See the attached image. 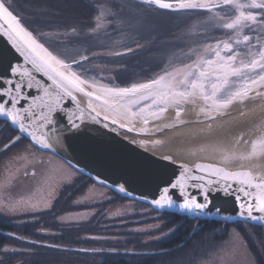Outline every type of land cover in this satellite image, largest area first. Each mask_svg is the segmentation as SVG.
I'll use <instances>...</instances> for the list:
<instances>
[{"label": "snow or ice", "instance_id": "1", "mask_svg": "<svg viewBox=\"0 0 264 264\" xmlns=\"http://www.w3.org/2000/svg\"><path fill=\"white\" fill-rule=\"evenodd\" d=\"M143 2L155 5L158 9L173 11L231 9L235 13L234 16L227 22L220 23V28L232 35L227 41L217 40L214 45H205L202 50L192 52L196 59L182 67L166 70L163 74L145 82L131 83L125 87H109L99 84L95 78L88 75V69L83 67L89 62L87 55L80 54L79 51L70 55L60 50L56 42H51L50 46L46 47L41 40L47 34H34V30H30L22 22L24 18L16 13L12 0H0V33L8 38L16 51L24 57L25 63L31 65L32 70L43 73L51 81V84L42 83L29 68L19 64L10 65V76L5 79L0 75V116L15 124L19 132L27 133L30 140L39 147L51 149L53 140L59 144L67 139L61 135L52 136V126L57 123L56 115L63 112L67 117L66 130L74 133L79 130L80 122L85 118V111L92 119L100 116L93 107V101H98L117 112L119 108H124L126 113L120 114L131 117L146 113L143 123L147 126L149 116L154 120H160L169 107L175 109L178 124L187 123L180 119L184 111L182 105L185 103L199 101L200 113L205 119L215 121L218 117L227 116L234 104L244 103L252 93L255 97L264 98V91H261L264 89V0H251L248 4L240 3L239 0H143ZM96 11L98 15L95 18V27L91 29L92 32L103 26L102 21L106 20L109 13L107 7L97 8ZM112 15L117 16L119 13ZM213 19H217V16H213ZM219 19L224 20L223 17ZM245 29L256 34L246 35ZM65 35L70 42L73 38H79L75 28L70 30V34ZM53 44L56 46L53 47ZM241 45L247 50L244 56L239 51ZM254 48L255 52H253ZM127 51L132 50L127 49ZM77 56L79 59L76 58ZM76 69L82 71L78 72ZM33 88L42 95L31 96L27 90ZM88 88L92 90L89 91ZM77 93H83L89 98L86 109L79 107ZM65 97L70 103L75 102L78 113L63 104ZM25 102H28L27 107H24ZM133 106L137 107V111L132 110ZM92 113L95 115L93 116ZM103 120L108 121L109 116H103ZM111 123L117 124L119 121L112 119ZM119 126L141 134L149 132L147 127L137 130L123 123ZM176 126V124H166L163 127ZM156 131H163V128L156 126ZM20 139V136L14 137L9 144L4 145L5 149L14 146ZM257 145L261 146L260 152L257 151ZM258 155L264 156V135L252 141L249 153H232L231 157L224 155L222 160L227 164L230 158L250 160ZM164 159L170 160L171 157L165 156ZM182 167L185 172H192L193 175L186 177L182 172L175 182L169 181V186L163 188L160 198L152 201L158 208L173 207L176 201L169 192L178 190L183 199L179 207L203 213L210 203V192L215 190L233 195L237 200L242 201L241 216L247 215L248 219L264 221V215H253L254 212L264 214V174H254L250 169L230 170L227 167L205 163L196 164L194 169H188L185 165ZM22 175L28 177L29 173L24 171ZM31 175L35 176L36 172L32 171ZM14 176L15 174H12L11 178ZM187 180L191 183H186ZM45 183L48 184L49 180H45ZM188 187L198 189L203 202L189 192ZM119 190L126 192L123 186ZM53 192L54 188L48 192L49 199L44 202L45 207L51 206L49 201ZM61 219L66 218L61 217Z\"/></svg>", "mask_w": 264, "mask_h": 264}, {"label": "water", "instance_id": "2", "mask_svg": "<svg viewBox=\"0 0 264 264\" xmlns=\"http://www.w3.org/2000/svg\"><path fill=\"white\" fill-rule=\"evenodd\" d=\"M131 1L147 4L143 0ZM242 1L239 0L240 3ZM244 1L248 3V0ZM147 5L157 8L155 5ZM198 10L209 12V10L204 9L182 11ZM216 10L218 9H212L211 11L214 12ZM163 11L176 12L173 10ZM244 33L246 32L244 31ZM227 40H229V37L221 41ZM215 43L210 42L206 45H214ZM204 46L201 45L195 51L202 50ZM239 49L242 50V53L245 51L242 46ZM130 52L124 50L120 51V54ZM189 63H191V60L182 62L179 66L174 65V67L179 68ZM17 64L33 71L36 79L42 83L51 84V81L43 73L32 70L31 65L25 63L24 57L16 51L8 38L3 33H0V75L7 79L10 76V65L15 66ZM172 68L173 65L167 71H171ZM160 74L158 73V75ZM88 90L91 91L92 89L88 88ZM27 91L30 92L31 96L42 95L35 88ZM76 97L79 107L86 109L89 98L83 93H77ZM63 104L78 113L75 102L70 103L67 97H65ZM27 106L28 102H25L24 107ZM93 107L96 109V112L100 113V116L92 119L89 113L85 111V118L80 122L79 130L74 133L73 131L66 130L67 117L65 114L61 112L56 115L57 123L52 126V136L61 135L67 137V139L59 144L53 140V147L51 149L39 147L30 140L27 133L19 132L15 124H11L3 116H0V119L8 122L18 132V136L27 138L36 148L58 156L62 160H65L73 169L78 170L95 182L114 190L117 194L128 199L143 202L158 210L175 212L183 216L187 215L193 219H214L226 222L244 220L256 225H264V221L248 219L247 215L241 216L240 212L243 209L240 205L242 201L223 191L213 190L210 192V203L203 213H198L195 210L188 211L179 207L183 203V199L178 190H170L169 192L172 199L176 201L173 207L161 209L152 203L154 199L160 198L163 188L169 186V181L175 182V179L182 172L185 173L186 177L193 175L192 172H185L182 165L187 166L188 169H194L195 165L199 163L215 164L220 167H227L230 170L250 169L254 174H264V156L258 155L250 160L230 158V162L227 164L222 160L224 155L231 157L232 153H249L252 141L264 135V102L256 106H246L240 112H229L227 116L221 117V120L214 122L205 119V117L187 118L185 112L188 106L185 103L182 105L184 111L180 119L187 123L178 124L177 121L175 123H168L169 121L156 123L149 116V124L147 126L143 123L144 114L143 116L138 115L136 117L123 115L120 113H126V109L119 108L117 112L109 109L107 106H103L98 101H93ZM132 110L137 111V107L133 106ZM92 115L94 116L95 113H92ZM105 115L109 116L108 121L103 120V116ZM163 117L176 118L175 109L169 107ZM112 119L118 120L119 123H111ZM121 123L127 124L129 128L137 130L147 127L149 132L148 134H141L138 131H128L127 128L119 126ZM166 124H176V127L189 125L182 129L173 127L171 130H168L170 128L163 127ZM209 125H211V128H209ZM156 126L162 127L163 131H156ZM165 130L168 132H165ZM155 141H161V143H155ZM257 151H261V146L257 145ZM165 156H170L171 159H164ZM196 174L203 175V173ZM97 177H99V180H97ZM186 183L190 184L191 181L187 180ZM121 186L126 188V192L119 190ZM221 187H223V184ZM187 190L203 202L198 189L188 187ZM253 215L264 214L254 212Z\"/></svg>", "mask_w": 264, "mask_h": 264}, {"label": "trees", "instance_id": "3", "mask_svg": "<svg viewBox=\"0 0 264 264\" xmlns=\"http://www.w3.org/2000/svg\"><path fill=\"white\" fill-rule=\"evenodd\" d=\"M87 2L90 3L88 0H12L15 8L24 14L32 15L42 5L64 17L72 14L86 17L90 9ZM42 13L45 12L42 10ZM17 135L8 122L0 119V155L9 152L20 141L31 144L27 138L21 137L14 146L2 149ZM49 175L47 171L42 174L44 178ZM33 184V188H37L44 181ZM93 184V179L77 171L61 186L51 209L12 215L0 212L1 231L14 230L27 238L22 243L24 246L36 247L34 253H25L19 258L6 257L8 264L15 260H20V264H49L57 263V260H66L70 264L187 263L198 253L224 240L230 227L235 225L214 219L193 220L187 215L154 210L148 204L128 199L112 189L94 199L84 198L88 187ZM131 202L137 205L131 212L114 215L109 210ZM62 215L67 216L66 221L59 219ZM248 226L252 227L251 231L243 232L250 255L254 264H264V226L252 223ZM46 229L56 231L47 234ZM28 238L56 246L30 243ZM15 240L0 232V249L3 244Z\"/></svg>", "mask_w": 264, "mask_h": 264}, {"label": "rangeland", "instance_id": "4", "mask_svg": "<svg viewBox=\"0 0 264 264\" xmlns=\"http://www.w3.org/2000/svg\"><path fill=\"white\" fill-rule=\"evenodd\" d=\"M114 1L120 4L119 0ZM250 1L251 0H248V3H250ZM126 2L130 4V8H126L124 12L126 20L121 24L122 27L120 26L117 32H115L119 37L118 42L113 43L106 49H102V51L99 50L98 53H106L111 56L113 52L131 49V53L121 55L119 58L124 64L130 63V65H133L135 61L143 62L145 65L147 64L151 68H147L150 69L148 71L150 74H147L150 78L142 80L141 77L144 71H139L137 73V79L134 81L135 78L132 75L125 73L121 76L125 78V81H129L125 85H113L99 78L103 72H107L108 70L88 73L89 76L95 78L96 82L101 85H108L111 87L126 86L130 85L132 81H134L133 83L144 82L148 79L155 78L158 73L162 74L163 71L169 69L171 65H173V68H176L174 65L179 66L182 62L171 65L168 63L167 65L159 66L160 64L162 65V63L161 60H158V58L155 59L156 57L152 56L154 51L160 52L163 48L175 46L181 42L186 43V41L190 39L199 42V40H209L213 38V40L207 41V43L216 42L217 40H226L231 36L230 34H232L220 28V23L227 22L234 16L235 13L231 9H218L214 12L202 10L170 12L154 10L151 6L136 1L127 0ZM241 3L248 4L244 0ZM39 8L40 9L32 15L27 13L24 14L19 9H15L18 10L16 13L24 18L23 22L26 26L29 27L30 30H34V34L39 35V33H46L48 36L55 39L59 38L65 40L66 44L70 45L66 51L64 50L65 45L63 43H56L59 45L60 50L66 51L70 55L76 51L81 53L87 50L83 44H86L85 41H89V39L83 38L81 33V31H84L83 28L88 27L83 24L85 23L84 17L75 16L73 14L72 16L64 17L61 16L63 14H56V12L42 5ZM41 9L45 13H42ZM112 13H115L113 5L109 8L108 14ZM213 16H217V19L214 20ZM220 17H223L224 20L221 21L219 19ZM102 24L103 26L99 30H107L112 27L111 22H108L107 19L102 21ZM72 28L77 30L79 38H74V40L70 42L68 36L65 34H70ZM227 33H229V36ZM46 37L41 41L48 47L53 41ZM104 39L105 37L99 33L98 37L95 38L92 43L97 46H102ZM52 46L55 47L56 45L53 44ZM146 48H148L147 51L152 50L150 55L141 52L142 49L144 50ZM194 51L195 50L191 51V53ZM239 51L241 52L242 50L239 49ZM255 51L256 49L254 48L253 52ZM241 54L244 56L246 51L243 53L241 52ZM194 58L195 57L189 58V61ZM248 75L253 74L248 73ZM144 115H146V113ZM3 148L5 147L3 146L2 149ZM24 171H28V177L22 175ZM32 171L36 172L35 176L31 175ZM45 171L50 172V175L44 178L42 174ZM12 174H15L14 178H11ZM76 174L77 170L73 169L65 160L55 157L54 155L51 157L46 151L36 148L32 143L28 144L27 142L20 141L12 147L9 152L0 155V212L12 215L33 212V210L40 211L44 208L50 209L53 204L51 201L53 200L52 198H55V196L59 194V190L65 181L70 180V178L74 177ZM39 180L44 181V184L37 188H33V182H38ZM45 180H49V183L46 184ZM53 188L54 192L49 201L51 206L45 207L44 202L49 199L48 192L52 191ZM109 189L110 188H106L98 182H95V184L88 187L84 198L94 199L108 192ZM20 191L22 193H19ZM31 205H35V207H31ZM136 206L135 202L121 203L109 210L114 215H120V213L131 212ZM149 207L151 206L149 205ZM248 223L249 222L244 220L232 221V224L235 225L230 227L229 233L224 240L206 249V251L198 253L197 256L187 261V263L182 262L181 264H254V258L250 255L248 250L246 236L244 237V232L247 233L249 230L251 231L252 228L248 226ZM259 226L264 225L261 224ZM253 238L256 241L259 240L255 237ZM4 259L3 256L0 259V264L3 263ZM49 264H70V262L66 260H57V263L52 262Z\"/></svg>", "mask_w": 264, "mask_h": 264}, {"label": "flooded vegetation", "instance_id": "5", "mask_svg": "<svg viewBox=\"0 0 264 264\" xmlns=\"http://www.w3.org/2000/svg\"><path fill=\"white\" fill-rule=\"evenodd\" d=\"M90 1V3H88L90 9L89 11H87L86 13V17H84V22L83 24L87 25L88 27L83 28L84 31H81L83 38H87L89 39V41H85L86 44H83V46L87 49L85 52H81L80 54L83 55H87L89 57V62L85 63L83 65L84 68L88 69V73H95L97 71H105L108 70L107 72H103L102 75L99 76L100 80L106 81L107 83H111L113 85L117 84V85H125L128 81H125L124 77H122L121 75H124L125 73H129L130 75H132L136 81L137 79V73L139 71H144L143 75H142V80L150 78L147 76L148 71L151 69L147 64L145 65L143 62H136L133 63V65H130V63H125L121 61V59L119 57H121V55L124 54H128V53H124V54H120L117 55V53L119 52H113L114 54L109 56L106 53H98V51H102V49H106L107 47H109L110 45H112L115 42H118V35L115 33L117 32V30L120 28L121 24H123V22L126 20V16L125 15V10L126 8H130V4H128L126 1L127 0H119L120 4H118L116 1L111 0V1H106V0H88ZM113 5L114 8V12L115 13H119V15L117 16H113L112 14H108L107 15V20L108 22H111V28L107 29V30H97L96 32H92L91 29L93 27H95L96 24V16L98 15V12L96 11L97 8L103 9L105 7H107L108 9ZM16 11H18L16 9ZM122 18V19H121ZM122 27V26H121ZM244 34L246 35H255L256 33L253 32H249L247 29H245ZM99 33H101V35L103 37H105V39L103 40V44L102 46H97L94 45L92 43V41L98 37ZM227 35L229 36V33H227ZM232 35V34H230ZM47 39L52 40L53 42L56 43H63L64 46V50L67 51L68 47L70 45L66 44L65 40L62 39H55L51 36L46 37ZM74 40V38L72 39ZM213 40V38H210L209 40H199V42H195L196 40L190 39L189 41H186V43L181 42L178 43V45L175 46H169L167 48H163L162 51L160 52H156L154 51V53L152 54V56H155L158 60H161L162 65L160 64L159 66H163V65H167L169 64H174V63H179V62H186L189 61V58H193L195 56L191 55V51L196 50L197 48H199L201 45L206 44L207 41ZM68 41V40H67ZM49 43V41H48ZM188 43V44H187ZM253 43H255V41H253ZM244 47V46H242ZM148 48L146 49H142L141 52L147 54H151L152 50L147 51ZM244 50H246V48L244 47ZM72 51V50H71ZM244 51V52H245ZM131 53V52H130ZM115 56V57H113ZM77 59H79V56L76 57ZM75 67V66H74ZM118 68V69H115ZM150 68V69H147ZM78 71H82V69H77ZM150 72H154V71H150ZM102 76V77H101ZM106 77V78H105ZM140 77V76H138ZM134 81H132L131 83H133ZM48 155H50L51 157L54 155H52L51 153L47 152ZM55 157H58L56 155H54ZM53 200H51L53 203L56 200V198H52ZM153 208V207H152ZM51 209V208H50ZM154 210H158L153 208ZM44 210H48V208H44L40 211H44ZM67 215V214H66ZM66 215H62L61 217H65L67 218ZM58 217V216H57ZM55 217V218H57ZM61 217H59V219H61ZM193 219V218H191ZM196 219H200V220H207V219H201V218H196ZM193 219V220H196ZM62 220V219H61ZM65 219H63L62 221H64ZM47 230V229H46ZM56 230L55 229H49L47 230V234H52L54 233ZM1 234H5V236L8 237H12L15 238L16 240L10 244L5 243L2 245V249L0 250V259L4 256V261L2 264H8V260L6 259V257L11 256V257H21L23 256L25 253H34L36 251V247L33 246H24L22 243L27 239L25 236H22L20 233L14 231V230H0ZM49 232V233H48ZM52 232V233H51ZM28 241L30 243H37V244H42V245H46V244H51L50 246H56L53 243L47 242V241H41V240H33V239H29ZM59 246V245H57ZM20 260L17 261L15 260L13 264H20Z\"/></svg>", "mask_w": 264, "mask_h": 264}, {"label": "bare ground", "instance_id": "6", "mask_svg": "<svg viewBox=\"0 0 264 264\" xmlns=\"http://www.w3.org/2000/svg\"><path fill=\"white\" fill-rule=\"evenodd\" d=\"M261 91H264V89H261ZM264 102V98L262 97H255L254 93L251 94L250 98L248 100H246L244 103H237L234 104L230 109L229 112L235 113V111L240 112L242 111V109L246 108V106H256L257 104H260ZM187 110H186V117L192 119L193 117H201L203 118L204 115L202 113H200L199 108H200V102L197 101L196 103H186ZM189 110V111H188ZM221 120V117H218L215 121H219ZM154 122L156 123H160L163 122L165 123L166 121H169L168 123H175L176 118H166V117H162L160 120H154ZM214 122V121H212ZM189 125V124H188ZM188 125L185 126H181V127H176V128H185L188 127ZM173 127H171L168 130H171ZM165 132H168L167 130H165Z\"/></svg>", "mask_w": 264, "mask_h": 264}]
</instances>
